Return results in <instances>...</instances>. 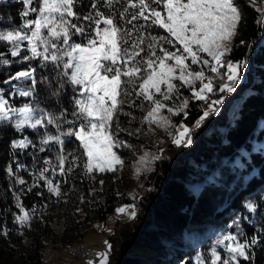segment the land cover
Listing matches in <instances>:
<instances>
[{
  "label": "snow or ice",
  "instance_id": "obj_1",
  "mask_svg": "<svg viewBox=\"0 0 264 264\" xmlns=\"http://www.w3.org/2000/svg\"><path fill=\"white\" fill-rule=\"evenodd\" d=\"M21 2V25L0 29V43L7 46V53L0 51V66L14 62L7 58L8 54L18 58V63L27 62L26 68L3 83L11 86L13 96L32 99L15 107L0 88V123L10 124L21 133L25 128L36 131L40 152L57 146L55 162L46 158L47 167L33 172L29 191L43 181L49 193L59 199L64 195L61 181L51 177L59 172L65 178L63 183H67L69 174H74L81 162L87 175L123 168L125 162L117 150L131 145L118 138L119 133L126 131L119 126L118 117L131 116L123 111V106L127 103L136 107V99L142 109L145 103L148 105L142 123L165 129L174 145L188 147L193 142L192 132L183 122L172 130L173 117L188 116L190 99L209 101L210 94L218 92L219 98L211 99L195 121L194 127H199L207 117L220 111L225 94L236 90L243 77L241 69L247 65L246 59L227 58L242 20L235 0H90V8L83 15L77 10L81 0ZM257 11V23L264 27V4ZM77 37L82 39L78 41ZM33 61L56 69L53 96L59 97L66 86L71 87V112L67 108L56 111L39 106L37 88L51 82L48 77L37 79ZM206 69L215 76L208 75ZM217 77L222 81L218 86L214 83ZM182 89L189 90L191 96L183 97ZM69 115L72 119H68ZM68 137L79 142L71 152H65ZM29 146L37 149L28 136L11 141L13 155ZM151 162L147 153L138 160L140 165ZM20 167L17 164V171ZM6 171L9 177H15V184H25L11 164ZM49 172L51 177L46 175ZM13 196L20 213L14 214V222L27 225L31 220L29 211L20 202L19 193L13 192ZM130 208L129 218L134 219L135 205H123L116 211L124 213ZM244 208L256 212L258 205L249 200ZM31 211L34 213L35 208ZM236 228V233L224 234L207 256L196 252L193 264H241V259L251 260L250 253L261 236L254 235L249 240L238 223ZM258 231L264 234V227ZM7 234V229L0 233ZM105 244L107 250L95 254L98 264H109L112 245L108 241ZM87 264L95 262L88 260Z\"/></svg>",
  "mask_w": 264,
  "mask_h": 264
},
{
  "label": "trees",
  "instance_id": "obj_2",
  "mask_svg": "<svg viewBox=\"0 0 264 264\" xmlns=\"http://www.w3.org/2000/svg\"><path fill=\"white\" fill-rule=\"evenodd\" d=\"M236 4L247 15H242L227 58L233 61L246 59L250 68L243 72L236 90L225 94L224 102L219 105L220 111L207 117L199 127H194L195 121L207 107H203L201 101L189 100L188 116L179 114L178 121L191 130L193 142L174 151L163 150L155 172L159 177L156 190L151 197L139 198L138 213L129 230L121 228L116 233L121 239L110 238L111 245L114 241L117 244L112 250L123 247L126 253L121 255L111 251L109 264H112L111 259L117 261L116 264H193L196 252L207 256L208 247L216 237L224 231H233L229 224L232 217L239 219L241 231L249 240L254 235L261 236L250 253L252 259H241V264H264V234L258 231L264 227V148L252 147L256 139L264 136V27L257 23V9L264 0H255V4L253 0H236ZM15 5L21 8L20 2ZM89 8L90 0H81L77 10L83 15ZM0 51L7 53V47H0ZM7 58L14 62L10 66H0V88L4 89L10 103L16 100L20 104L26 101L25 98L13 96L11 86L3 81L28 64L16 62L18 58L10 54ZM32 65L37 66L35 61ZM36 68L37 79L48 77L51 87L56 90V69L53 66L50 70ZM207 74L212 75L208 70ZM44 85L38 86L40 91ZM181 93L183 97L191 96L187 89H182ZM47 95L48 104L53 105V98ZM218 98L219 94H210V100ZM15 136L13 133L0 138V145H8ZM75 142L73 137H68L65 152L75 149L78 145ZM223 148H226L225 155ZM239 148H243L244 153L238 152L240 163L235 164L230 159ZM56 152L57 146L43 152L37 146L27 155L19 150L15 155L12 152L11 165L13 169L17 164L22 166L19 169L20 178L25 181L23 185L15 184L6 170L0 171V233L5 229L8 233L0 235V264H41L44 247L72 244L80 237L84 224L103 220L118 203L127 201L124 191L127 182L121 169L92 177L84 173L83 162L74 174H69L67 183H63L65 178L59 172L55 177H51L50 172L46 174L61 181L64 195L59 199L49 193L43 181L29 191L33 172L47 167L44 164L46 158L55 162ZM13 192L19 193L20 202L31 216L28 230L31 241L27 245L14 242L7 228L11 215L19 212ZM76 195L83 197V205L73 204ZM249 200L258 205L256 212L244 208ZM60 215L71 220L76 228L71 231L65 226L60 234H53L48 221ZM136 219L140 223L133 231Z\"/></svg>",
  "mask_w": 264,
  "mask_h": 264
},
{
  "label": "rangeland",
  "instance_id": "obj_3",
  "mask_svg": "<svg viewBox=\"0 0 264 264\" xmlns=\"http://www.w3.org/2000/svg\"><path fill=\"white\" fill-rule=\"evenodd\" d=\"M18 2H20L21 4L20 9H18L15 5ZM23 10H24V5L21 2V0H0V29L10 30L12 28H16L19 25H21L23 21L20 14ZM240 11L243 16L247 15L245 11L242 10ZM30 18H34V15L31 16ZM76 39L79 41L82 38L77 37ZM0 47H7V46L6 44L0 43ZM24 54H28V53L25 52ZM35 64H37L36 67L40 66L39 61H35ZM32 66L35 67L34 65ZM49 67L50 68L40 66V68L47 70H50L52 66L49 65ZM193 67L195 68L196 66ZM249 68H250V63L247 60V65L243 67L241 70L242 72L245 73L248 71ZM23 69L24 68L20 70ZM212 76H215V74L212 73ZM214 81H216L217 86L220 83H222V81L218 77ZM26 83H30V81ZM53 91H55V89L51 87V83L50 85L45 84L44 86H42L41 91L39 90V88H37L36 100L38 101L39 106L48 110H56V111H59L61 108H67L69 112H71L72 106L70 101H71V97L73 96L71 87L66 86L59 97L53 96L52 95ZM47 94H49L50 97L53 98V105L48 104V101L45 98L48 97ZM217 94L219 93L217 92ZM16 96L19 95L16 94ZM21 98H25L26 101L18 104L16 103V100H13L11 101V104L15 107H20L23 104L28 103L29 100L32 99L30 97H21ZM208 103L209 101H201L203 107H207ZM135 104L136 107L134 108L129 107L127 103L123 106V111L125 113L130 112L131 116L120 115L118 117L120 122L119 126L123 129H126V131L119 133L118 138L121 141H125L127 144L131 145V147H121L120 149L117 150L118 154L125 162L123 168L118 167V169L122 170L126 178L127 186L124 191L126 192L127 201L118 203L110 212H108L105 215L103 220L100 221L92 220L90 223L84 224L83 226L84 228L83 231H81L80 233V237L76 239L72 244H68L64 246H60L58 244L57 247H53V248L44 247L43 255L42 257H40L41 264H87L88 260H93L95 264H98L99 258L95 254L98 252H105L107 250L105 241H108L110 243V238L119 241L121 237L119 239L117 238L116 236L117 231L121 228L125 231H128L132 221L135 220V218L134 219L129 218V213H131L132 211L131 208L127 209V211L124 213H118L116 209L123 205H135V211L136 213H138L139 198L145 195H149L151 197V193L156 190L155 187L156 184L158 183L159 177L158 175H156L155 172L159 166V161L162 158V154L164 153L163 150L168 149L174 151L179 146L174 145L172 143V137L168 134L167 131H165V129L159 128L154 124L150 125L148 123H142L141 118L148 110L147 103H145L143 109L139 106L140 105L139 99L135 100ZM165 115H167L166 111H165ZM178 117L179 114L173 117L172 130H175V127L179 126V124L181 123L180 121H178ZM68 119H72V117L69 115ZM52 130L54 131V129ZM23 132L24 133L17 132L13 127H11L10 124L0 123V138L8 137L13 133L16 134L14 138H11L8 141V145L7 144L0 145V171L6 170L7 167L10 164H12V161L14 160L12 156L13 149L11 148V141L13 139H22L23 136H28L31 140H33L37 144V146H39V134L36 131L30 128H25ZM40 132L42 133L43 129H41ZM129 132H132L133 134L129 135ZM168 142H171L172 144H168ZM75 143L79 144L78 141H76ZM225 147L227 148V146ZM252 147L264 148V136L259 139H256L252 143ZM29 148L31 149L32 147L29 146ZM226 148H223L224 151L222 153L223 155H225ZM30 149H25L22 152L23 155L25 154L27 155ZM160 150L161 153L159 155ZM71 151L72 150L70 149L67 152H71ZM238 152L244 153V149L239 148L237 153L232 154L230 161L235 164L240 163ZM145 153H147L148 158L152 160L151 164L148 165L138 164L139 158L145 155ZM152 157H157V158L152 159ZM137 168L141 169L139 173L137 172ZM13 170L17 171V168ZM98 174L99 173H94L93 175L90 176L97 177ZM17 176L20 177V169L17 171ZM11 180L15 181V177H11ZM74 201L75 202H73V204L75 203L76 205L77 204L83 205L84 203L80 195L79 196L76 195ZM14 214H20V213L17 212ZM14 214L11 215L9 223L7 224L8 226L7 228L13 238L12 240L14 242L15 241L21 242L22 245H27L31 241L28 231L30 225L28 223L27 225L21 226L20 224L14 222ZM139 223H140L139 220L136 219V223H134L135 227L132 228L133 231L137 230L136 228L138 227ZM237 223L240 226L239 219L237 217H232L230 219L229 224H231V226L233 227L232 233H236ZM48 226L53 234H60V232L63 230V227L65 228V226L69 227L71 231L76 228L75 225L73 226L71 220H69L66 216H62V215H60L57 218H51L48 221ZM240 230H241V226H240ZM227 233L228 232L224 231L218 237H216V239H214L211 245L208 247L207 253L209 252V249L213 246H216L218 240L221 239L222 236ZM113 245L117 246L115 241ZM111 251L115 253L120 252L121 255L126 253L123 247H120V249L118 247L115 250L111 249ZM116 262L117 261H115L114 259H111L112 264H116Z\"/></svg>",
  "mask_w": 264,
  "mask_h": 264
},
{
  "label": "bare ground",
  "instance_id": "obj_4",
  "mask_svg": "<svg viewBox=\"0 0 264 264\" xmlns=\"http://www.w3.org/2000/svg\"><path fill=\"white\" fill-rule=\"evenodd\" d=\"M87 249H88V248H87ZM86 252H87V251H86ZM86 252H85V253H86ZM82 253H83V252H82ZM95 260H96V259H95Z\"/></svg>",
  "mask_w": 264,
  "mask_h": 264
}]
</instances>
